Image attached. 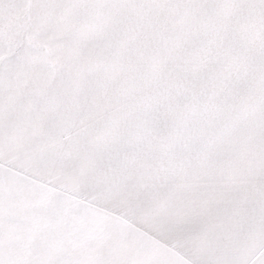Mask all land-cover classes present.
<instances>
[{"label": "snow or ice", "instance_id": "1", "mask_svg": "<svg viewBox=\"0 0 264 264\" xmlns=\"http://www.w3.org/2000/svg\"><path fill=\"white\" fill-rule=\"evenodd\" d=\"M0 264H264V0H0Z\"/></svg>", "mask_w": 264, "mask_h": 264}]
</instances>
